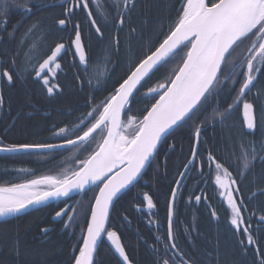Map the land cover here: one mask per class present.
I'll return each instance as SVG.
<instances>
[{
  "label": "snow or ice",
  "instance_id": "obj_1",
  "mask_svg": "<svg viewBox=\"0 0 264 264\" xmlns=\"http://www.w3.org/2000/svg\"><path fill=\"white\" fill-rule=\"evenodd\" d=\"M30 4L31 0H24V3L3 0L0 4V27L6 31L4 17L10 8L21 10L25 16L32 15ZM135 4L136 0H111L104 7L97 2L96 8L102 15L115 13L113 19L118 33L123 30L125 17ZM76 9L87 10L90 25L98 38L103 39L104 32L89 9V0H67L64 18L58 19V24L66 26L75 16ZM36 27L32 25L25 37ZM73 33L74 40L70 38L69 46L74 45V55L78 54V64L82 66L81 72L76 74L81 90L88 87L90 91L85 103L89 111L70 124L53 128L52 134L61 138L59 144L0 146V152L28 155L64 149L72 153L71 162L57 175L0 186V219L16 218L29 209L46 206L61 198H71L73 193L86 196L91 192L93 195L82 211L71 207L55 214L56 217L67 216L65 227L76 225L77 217L81 216L86 224V232L82 233L79 241L82 246L74 249L78 254L71 257L72 264H100L95 257L98 247L105 242L102 236L120 258V264H133L121 236L117 231L109 230L110 211L120 198L137 187L142 174L155 163L160 148L170 137L187 128L193 140L190 159L180 173L181 179L175 181L176 188L171 191L166 233L155 237L161 247L153 246V251L159 256L154 264H194L178 247L172 226L177 190L193 168L201 177L205 175V168L209 178L214 176V186L220 190L218 195L223 197L231 213L230 225L234 233L239 234L237 242L241 251L246 254L252 246L257 264H264V249L255 242V234L264 225V215L258 217L256 227H253L251 219L244 215L247 209L244 197L239 195L244 187L243 180L247 179L256 162L264 164V103L259 105L258 120L256 104L246 99L257 77L264 75V0H183L163 39L157 40L156 44L144 41L147 51L131 58L125 76L111 87L109 83L114 65L110 57L90 63L79 23L74 24ZM135 33V28L130 27L129 51ZM119 44L118 35L109 41V46L117 53ZM62 51H67L65 44L58 43L46 59L32 65V71L49 95L59 88V85L50 83L49 74L54 76L53 69L61 68L56 61ZM101 64L103 71L100 70ZM169 65L174 66L168 68ZM163 69L168 70L162 79L155 86L146 87L148 81ZM3 76L8 82L13 81V75L8 71H4ZM81 76L84 79H80ZM225 91L230 96L232 93L235 95L232 103L221 110L217 101ZM101 94H104L102 100L99 98ZM138 100L151 103L145 107L142 117L129 115L132 104ZM2 104L3 97L0 96ZM210 104L216 106L209 108ZM240 105L243 109L241 131L235 136L230 134L225 140L226 147L218 152L200 151L201 133L210 126V121L211 126L223 124L232 110ZM258 130L261 132L259 140L249 139ZM18 171L23 173L27 169ZM258 190L264 195V186ZM141 195L149 210L156 207L151 195ZM194 199L200 202L202 197L196 195ZM69 211L72 215H68ZM0 264L4 262L0 261Z\"/></svg>",
  "mask_w": 264,
  "mask_h": 264
},
{
  "label": "trees",
  "instance_id": "obj_2",
  "mask_svg": "<svg viewBox=\"0 0 264 264\" xmlns=\"http://www.w3.org/2000/svg\"><path fill=\"white\" fill-rule=\"evenodd\" d=\"M32 2L33 0H31V5H34ZM97 2L104 7L105 5H109L111 0H89V9L92 10L93 16L97 19V24L101 27V31L104 32L103 39L98 38L94 28L90 25L86 14L87 10L76 9V14L72 20L74 21V24H80L82 39L88 46L87 54L89 56L90 63L95 64L97 61L102 62L106 58L110 57L111 63L114 65L111 81L109 83V87H111V84L117 83L125 76L128 71L130 59L135 56H140L142 51H147V48L143 46L144 41L150 40L152 44H156L157 40L163 39V36L167 33L168 27L175 20L183 0H136L134 9H132L125 17L123 30L118 33L113 19L115 13L112 12L111 15H102L96 8ZM108 10L111 12L110 7ZM58 15H61L60 11H57V16ZM29 22H32V25L34 23V19ZM130 27L135 28L136 30L135 35L130 41L131 51H129L128 48ZM54 30L57 29L54 28ZM18 33L19 32L16 30L17 35ZM115 35H118L120 40L118 53L109 46V41ZM7 49L12 50V48ZM14 54L15 52L13 51L10 55L13 56ZM18 61L22 64L21 68H23L24 61L22 57L19 56ZM173 66L174 65H169L168 68ZM100 70L103 71L102 64ZM167 70L168 69H163L160 72H157L156 75L148 81L146 87L155 86V84L162 79L164 72ZM258 78L259 77H257V80L254 82V86L257 84ZM65 81L66 82L63 85L65 89L64 93L54 99L44 98L40 86L32 81L30 83V88H32L34 92L32 95L28 91L26 92L21 84H16V86L10 90L9 95L12 98V101L15 103L17 110L23 109L22 112H25V110L32 112L37 111V109L35 110L32 106V102H34V100L36 101L35 103L38 104L37 106H41L42 109L47 106L53 107V110L50 109V111H53L50 112V114H48L49 112H47V110H42L47 114L34 116L33 119L24 118L21 123L18 121L14 127L15 130L13 131L16 135V139H14V141L20 144L28 143L33 137L45 138L46 135L44 133L49 131V129L57 123H61L63 121L65 123L68 120H72L76 117L74 114L77 111H80L81 114V109L82 113L85 110L86 112L89 111L84 104L86 103L84 102V94L79 92L74 77L70 75L69 79L67 77ZM260 82L264 85V75H262ZM254 86L251 89H253ZM261 92L264 93L263 86H261ZM227 94V91L221 93L220 98L217 101L219 108L221 109L222 107V110L227 105L231 104L227 103L226 100L223 99L227 98ZM41 96L42 101L40 105L39 97ZM99 98L102 100L104 98V94H101ZM150 103L151 101L148 102V104ZM148 104L138 100L137 103L132 104V111L129 115L142 117L144 109L148 106ZM215 106L216 105L211 104L209 105V108ZM211 124L212 122L210 121V126L202 132V146L200 151L209 149L213 152H218L220 149L226 147L225 140L227 137L230 134L233 136V134L227 129L219 127L213 128ZM45 140H48V138H45ZM41 142L43 143V141ZM174 143L177 144V146H175V150L167 156L170 173L168 182L166 183V180L163 178L158 180L161 191L159 197L162 202L164 201L163 203L165 209L168 207L169 197L175 184L174 179L172 180L173 175H171V172L178 167L179 163H183L185 158H187L185 153H189L191 151L193 140L191 139V133L189 130L185 128L175 132L167 143L160 148L159 154L166 153L168 149H171ZM178 143L185 144L182 152H180L181 147ZM21 154L24 153H20V155L15 154V156H13L15 157L14 159L12 157H6V159H3V157H1L2 155H0V172L9 171L8 176L15 175L17 177L16 179L19 180L14 183H23L26 179H28V177H31L28 175V177L21 179L25 176V174L19 172V169H27L31 171L35 170L37 173H41L46 170L59 169L58 159L44 163L47 160V157H44L42 159L43 163H37L34 159L27 160L23 158ZM25 156L29 158V156L32 155L26 154ZM251 174L261 180L258 183L259 185L264 186V166L253 169ZM162 180L164 182H161ZM253 180L254 177H252L249 181L251 183V187L255 186ZM247 183L248 179L243 182L244 187L241 188V192L244 194L246 193ZM255 195L258 197L257 199L252 200V205L256 207V201L258 200L257 204H259L261 208L259 210L264 212V195H261L259 191L256 192ZM123 201L124 200H122V202ZM121 207L126 208L127 204L123 203ZM51 215L52 214L48 211V209H44L24 214L10 221L0 222V261H3L4 264H72L71 257L74 254H78L77 252H74V249L79 245V241L82 233H84L86 224L80 221L76 225L72 226L75 229L74 233L73 230L65 231L63 229L65 224L51 222ZM202 221L205 222L206 226V223L209 222L208 217L202 215ZM83 224H85L84 227H82ZM47 226H53V229H50L42 234V228ZM202 229L207 238V235L211 233L210 228L206 226V228L203 227ZM257 235L258 232L255 234V242ZM212 239L214 240L215 238L212 237ZM228 244L229 246L227 247V245H225L221 253L218 254L221 257V264H257L253 254L246 257L239 254L238 251H233V248H230H236V241L232 231L230 232ZM200 245L204 254L206 253V249L209 250L213 246L207 239ZM210 253L208 252V254ZM108 255L109 254H105V256ZM136 255L139 256L141 254H138L137 252ZM142 255L146 258L144 250ZM115 261L116 260L110 258L104 260L105 264H117ZM143 263L154 264V261L152 260L151 263L149 260L145 259Z\"/></svg>",
  "mask_w": 264,
  "mask_h": 264
},
{
  "label": "flooded vegetation",
  "instance_id": "obj_3",
  "mask_svg": "<svg viewBox=\"0 0 264 264\" xmlns=\"http://www.w3.org/2000/svg\"><path fill=\"white\" fill-rule=\"evenodd\" d=\"M3 3V0H0V4ZM18 3H24V0H18ZM32 4L35 6L32 7V15L26 16L22 14L21 10L17 14H9V11L7 15L4 17L6 20V31L3 27H0V75H1V94L0 96L3 97V104L0 105V131H4L3 128L8 129V123L10 121L16 120L21 113L18 112L15 103L12 101V98L9 95V92L11 89H13L16 84H21L24 87V90L27 92L29 91L28 87L30 86L31 81L38 84L42 90L43 96L46 99L51 98H58L59 95H62L65 91L64 84L65 80L69 79V76L72 75L77 83V88L79 92L83 93L84 102H86V99L90 95L89 88L86 87L81 90V87L77 81L76 74L81 72L82 66H79L78 64V57L77 55H74V47L73 45L70 47V38L74 40V33H73V26L74 21L70 20L66 26H60L58 24V19L64 18V13L67 8V0H33ZM36 7V8H35ZM57 11L61 12V15L57 16ZM32 19H34V23L32 25H37V27L31 32L28 33V35L25 37V33L27 30L32 26L29 22ZM18 26V27H17ZM56 28L57 30H54ZM16 30L19 32L18 35L16 34ZM12 35H9V34ZM85 50L87 53V43L85 44L84 40L82 39ZM58 43H64L66 50L63 51L61 57L56 61L61 65L60 69H53L55 72V75L49 74L50 83L53 85H59V88L54 91L52 95H49L46 91V87L43 85L42 81L37 78L34 74V71H32V65H38L41 63L44 59L47 58L48 55H50L51 51L54 50V46ZM242 46V47H246ZM7 48H12V50H8ZM15 52L17 55L11 56L10 54L12 52ZM10 53V54H9ZM88 55V54H87ZM19 56L22 57L24 61L23 68H21L22 64H20ZM89 59V56H88ZM90 62V59H89ZM15 64H19L20 67L13 73L11 69ZM76 65V66H74ZM28 69L25 71V69ZM8 71L10 74L13 75V81L8 82L6 77L3 76V72ZM257 84L254 86V88L258 85L256 90H254L256 94L247 92L246 99L249 102H254L257 106V118L259 120V105L264 103V95H262L263 92H261V86L264 87L263 83L260 82V79L262 75L258 76ZM80 79H84L83 76L80 77ZM27 89V90H26ZM258 91V93L256 92ZM228 93V92H227ZM32 95V94H31ZM235 93L232 94L234 96ZM252 95L255 97H259L258 99H253ZM39 96V95H38ZM232 96L227 94V98H223L226 100L227 103H232ZM36 97V96H35ZM220 98V96H219ZM218 98V99H219ZM40 99V105H41V99L42 96L39 97ZM36 101L32 102L33 108L37 111H29V115L37 116V115H44L47 113H44L42 110H47L50 114V111L53 110V107H45L42 109V107H38ZM85 104V103H84ZM211 105V104H210ZM222 110V107H221ZM83 113H86V110L83 111ZM82 114V109H81ZM80 111H77L74 116L78 117L81 115ZM75 117V118H76ZM75 118L72 120H68L64 123H57L55 126H53L49 131L44 133L46 135L45 138H49L48 140H44L43 143H61V138L56 137L52 134V130L54 127L58 128L61 126H64L65 124H70V122L74 121ZM240 124L243 128V109L242 105L239 107H236L232 110L231 114L229 115L228 119L224 121L223 124L216 123L215 126H212L213 128H222L227 129L229 132H231L234 136L233 130L236 124ZM59 124V125H58ZM260 130H258L255 134V136L249 137L251 140H258ZM28 143L36 144L35 142L29 141ZM15 144H19L16 142ZM94 147V145H93ZM6 155H2L3 159H6V157H12L13 159L15 157V154L20 155V153H8L5 152ZM86 155V153H84ZM8 155V156H7ZM23 158L29 160L34 159L37 163H40L44 157H47V160L44 163H48L54 159H58L59 162V169H52V170H46L42 171L41 173L35 172V170H27L24 177L21 179L31 176L30 178H38L40 176L44 175H57L61 172L62 169L68 167L71 160L70 157H72V153L69 151H66L64 149H58L57 151L49 152L48 154H39V155H32L26 157V154H21ZM17 157V156H16ZM196 173V180L194 181L193 187L195 188L194 194H189V189L186 185H181L180 190L178 192L177 197V209H178V198L182 197L184 200H189L190 203H193L195 201L194 197L196 195H200L202 197L200 202L195 201L190 211L186 214V216L177 217L175 216L176 211L173 215L172 220V226H173V233L176 239V243L178 247L186 254V248L187 246L184 245V238L188 234H194L196 233V229L190 227V220L194 218L195 216H207L204 213L206 212H218L220 211L221 206H224L223 203V197H220L218 195L219 193V187L214 186V176L209 178L208 177V169H204L205 175L201 177L199 175V172L196 168L192 169ZM252 171V170H251ZM9 171H1L0 172V186H5L10 183H14L18 181L19 179H16L15 175L8 176ZM251 173V172H250ZM249 173V174H250ZM248 174V175H249ZM148 178L146 175L143 176V178L139 181L137 187L139 188L143 186ZM246 181L243 180V182ZM93 194L91 192L87 193V195L78 194L75 195L69 199H65L67 202L65 203V200L60 201L59 203H55L53 205H49L40 209H32L30 212H35L38 210H44L48 209L49 212H51V222L53 223H68L67 216H64L63 220L60 222H54L53 217L55 216L57 211H60L64 208H71L76 207L79 211H82L84 207L87 206L89 199L91 198ZM235 195V194H234ZM240 196L244 197V204L247 206V209L244 211V215L251 219L253 227H256V223L258 220V217L260 215H264L263 212L256 209L255 206L252 205V200L257 199L258 196L254 195L252 198L246 197L244 193L240 191ZM153 198V202L155 203L156 207L152 210H149L146 206V202L143 201L142 196L140 197H134L130 195V198L128 195L123 196L118 200V202L115 203V206L113 208V214L110 216L109 219V230H115L118 232V234L121 236L122 243L125 246L126 252L129 255V258L133 261V264H144L143 261L145 259L149 260L152 263V260L159 259V256L156 252L153 251V246H156L158 249H160V245L157 244L155 237L156 236H163L166 233L167 226H168V212L167 209L169 207L170 201H171V195L169 197L168 201V207L165 209L164 207V201L160 199L157 195H151ZM206 197V199H205ZM122 200H124L122 202ZM209 200H212L215 202L216 206H211L208 204ZM82 202V203H81ZM125 203L127 204L126 208H122L121 205ZM221 205V206H220ZM226 205V204H225ZM227 208V207H226ZM229 217H231L230 210ZM250 213H254L255 215H250ZM68 215H72V212L69 211ZM78 223L81 221L84 223L82 216L77 217ZM151 221V223L149 222ZM85 224L82 225L84 227ZM233 231V230H232ZM84 232H86V226L84 228ZM234 232V231H233ZM153 233V235H150ZM135 235H141L143 238L140 239L139 245L143 247L144 249H137L134 246L133 243V236ZM236 235L239 237V234L236 233ZM105 242L101 244V246L98 248L97 255L95 259L97 261L104 262L107 258L114 259L117 262H119V258L115 255L112 248L108 245V242H106V237H103ZM256 243L260 246L261 249H264V225L260 226V231L258 232ZM193 244H189L188 247H192ZM103 247V248H101ZM145 251V257H143L142 252ZM141 254L139 256L136 255V253ZM105 254H109L108 256H105ZM162 254V249H161ZM210 260V264H214L213 259L214 256L207 254ZM246 257H249V254H245ZM254 258L256 260L255 254ZM194 258L198 261H194V264H199L201 260V256L198 254L194 255ZM202 264V263H201Z\"/></svg>",
  "mask_w": 264,
  "mask_h": 264
},
{
  "label": "bare ground",
  "instance_id": "obj_4",
  "mask_svg": "<svg viewBox=\"0 0 264 264\" xmlns=\"http://www.w3.org/2000/svg\"><path fill=\"white\" fill-rule=\"evenodd\" d=\"M19 11H20L19 9L10 8L9 14H17V13H19ZM240 51L243 52V47ZM19 67H20L19 64H15L12 67L13 69H11V71L14 73ZM0 70H1V66H0ZM257 87H258V85L254 88V90H256ZM23 89H24V87H23ZM28 89H29V91H28L29 93L34 94L32 88H30V86L28 87ZM254 90L249 91V93L251 94L254 92V94H256ZM256 92L258 93V91H256ZM0 94H1V75H0ZM252 98L254 99L253 95H252ZM22 111H23V109H20L18 111L21 113V115L16 120H14V121L12 120L8 123V129L3 128L4 131H0V141H2V144H0V146L7 147L8 145L15 144L16 141H14V139H16V135H15V133H13V131L15 130L14 127L17 124V122L20 121V123H21L24 118H26V119H33L34 118V116L29 115V113H28L29 111H26V110H25V112H22ZM241 129H242L241 125L239 123L236 124L234 127V130H233L234 136L237 133H239L241 131ZM201 135H202V133H201ZM260 135H261V133L259 134V138H260ZM44 140H45V138H42V137L41 138H39V137L31 138V141L35 142V143H42L41 141H44ZM178 145L181 147L180 152H182V149L185 146V144H183V143L179 144L178 143ZM175 146H177V144L174 143L172 145L171 149H168L166 153L159 154L156 157L155 163H153L152 166L150 168H148L145 171V173H143V176L146 175L148 180L146 181V183L143 186H141L139 188H133L130 192H128L126 195H128L129 198H130V195H132L134 197H140V196H142L141 193H147L149 195H157V196H159L161 194L160 186H159L160 183L158 184V180L163 178L166 180L165 181L166 183L168 182L170 173H169V165H168V161H167V156L169 154H171V152L173 150H175ZM201 146H202V138H201L200 148H201ZM200 148H199V150H200ZM189 153H185V156L187 158H185L183 163L182 162L179 163L178 167L175 168V170H173V172H171L172 173L171 175H173L172 180L174 179V181H177V180L181 179L180 173L184 171V165L188 161V159H190ZM261 166H264V164L256 162L253 169H257ZM252 177H254V180H253V183H255L254 187H251V183L249 182ZM247 179H248V183L246 185L245 195L248 198H252V197H254L255 193L259 191L258 190L259 187L262 186V185L258 184L259 181H261V180L251 173L247 176ZM247 179H246V181H247ZM195 180H196V173H195V171L191 170L190 173L186 174L185 178L181 181V185L183 184V185H186L188 187L189 194L195 193V188L193 187ZM161 182H164V181L162 180ZM175 185L176 184H174L173 189L175 188ZM126 195H124V196H126ZM194 202L190 203L189 200H184L182 197L178 198V209H177V201L175 203V208H174V212L177 209L175 216H177V217L186 216V214L192 208ZM257 202H258V200L256 201V209L259 210L261 208H260V205L257 204ZM208 204L211 206H216L215 202L212 200H209ZM223 205L224 206L220 205L221 206L220 211L216 212L215 216L212 215V212L204 213L205 215L209 214L208 215L209 222L206 223V226L209 227L211 230V233H209V235H207V238H206L205 234L203 233V229H202L203 227L206 228L205 222L202 221V217L197 215L190 220V227L196 229V233L188 234L184 238V245L187 246L185 251H186V255L190 259H193L194 261H197L194 258V255L195 254L200 255L201 260H200L199 264H201V263L202 264H210V260H209V257L207 255L208 252L209 253L211 252L210 254L214 256V259H213L214 264H221V257L218 254L221 253V251L225 245H227V247L229 246V244H228L229 243V237H230V232L233 230V226L230 225V218H228L229 217V212H228L229 209L226 208L225 203H223ZM261 212H263V211H261ZM112 214H113V212L110 213V216ZM172 220H173V217H172ZM65 224H66V222H65ZM45 229H48V230L53 229V226H50V227L47 226V227L42 228V234H44ZM63 229L65 231L66 230L67 231L73 230V233L75 232L74 227H70V228L63 227ZM150 235H153V233H151ZM211 236L215 239L213 240ZM141 238H143L141 235H135L134 234V236H133L134 246L139 250L144 249L143 247H141L139 245V241ZM234 238L236 241V248L235 247H230V248H233V251H238L239 254L246 256L241 251V247L237 242L239 237L236 235V233H234ZM206 239L213 246L209 250L206 249V253L204 254L203 249L201 248L200 244L203 243ZM191 243L193 244V246L188 247V245ZM101 244H100V246H101ZM101 248H103V247H101ZM246 254H249V255L255 254L252 246H249V249H248ZM99 262H100V264H105V262H102L101 259ZM115 262L117 264H120V260H119V262H117V261H115Z\"/></svg>",
  "mask_w": 264,
  "mask_h": 264
},
{
  "label": "water",
  "instance_id": "obj_5",
  "mask_svg": "<svg viewBox=\"0 0 264 264\" xmlns=\"http://www.w3.org/2000/svg\"><path fill=\"white\" fill-rule=\"evenodd\" d=\"M73 47H74V45H73ZM62 53H63V51H62ZM62 53L60 54V56H58L57 57V60L61 57V55H62ZM77 55V57H78V54H76ZM57 150V149H56ZM47 151H49V150H45L44 152H47ZM53 151V150H52ZM0 153H2V152H0ZM142 177H143V174H142ZM180 187H181V185H180ZM180 187H179V189H180ZM175 188H176V185H175ZM179 189L177 190L178 192H179ZM75 195H78L77 193H73L72 195H71V197H73V196H75ZM65 199H69V198H61V200L60 201H62V200H65ZM60 201H52V202H50L49 204H47L46 206H48V205H51V204H54V203H57V202H60ZM170 203H171V201H170ZM175 203H176V201H175ZM46 206H40V207H37L36 209H40V208H43V207H46ZM174 208H175V204H174V206H173ZM32 209H29L27 212H25V213H28L29 211H31ZM113 210V209H112ZM112 210L110 211V213L112 212ZM25 213H22V214H20V215H23V214H25ZM19 215V216H20ZM63 218H64V216H62V217H56V215L53 217V221L54 222H60L61 220H63ZM11 219H14V218H8V219H0V222L1 221H7V220H11ZM109 219H110V217H109ZM102 239H103V236H102ZM108 245L110 246V244L108 243ZM111 247V246H110ZM99 248V247H98ZM114 252V251H113ZM116 256H117V254H115ZM118 257V256H117ZM119 258V257H118ZM120 259V258H119Z\"/></svg>",
  "mask_w": 264,
  "mask_h": 264
},
{
  "label": "rangeland",
  "instance_id": "obj_6",
  "mask_svg": "<svg viewBox=\"0 0 264 264\" xmlns=\"http://www.w3.org/2000/svg\"><path fill=\"white\" fill-rule=\"evenodd\" d=\"M129 131H132V129H129Z\"/></svg>",
  "mask_w": 264,
  "mask_h": 264
}]
</instances>
